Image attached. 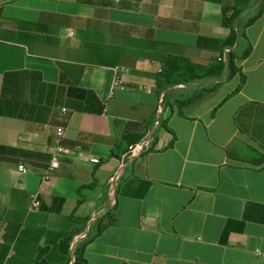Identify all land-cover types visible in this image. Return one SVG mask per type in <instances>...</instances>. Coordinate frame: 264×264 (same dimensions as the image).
I'll return each instance as SVG.
<instances>
[{
  "label": "crops",
  "instance_id": "0c3cea01",
  "mask_svg": "<svg viewBox=\"0 0 264 264\" xmlns=\"http://www.w3.org/2000/svg\"><path fill=\"white\" fill-rule=\"evenodd\" d=\"M241 1L243 16L260 3ZM224 4L236 0H0V264H72L89 234L86 264H264V15L237 45L251 47L239 92L225 72L155 80L170 59L185 74L226 62ZM115 67L130 89L112 92ZM58 127L66 153L43 181Z\"/></svg>",
  "mask_w": 264,
  "mask_h": 264
},
{
  "label": "trees",
  "instance_id": "16d2710c",
  "mask_svg": "<svg viewBox=\"0 0 264 264\" xmlns=\"http://www.w3.org/2000/svg\"><path fill=\"white\" fill-rule=\"evenodd\" d=\"M241 0H236L235 6L223 5L222 6V25L229 30L227 39L223 42V47L228 49L226 62H218L215 66H210L204 70H200L197 66L186 62V71L183 72V67L178 62H172V59L167 60L161 73L155 75L156 85L162 90L167 86H174L178 84H188L194 80L202 78H221L224 72L227 74V78L230 79L234 76L240 77V82L235 90V93L239 92L245 82L246 77L242 72L241 68L236 65V62L244 59L251 51V47L248 46L243 56L238 54V42L241 38L246 39L245 30L252 26L260 17L264 15V0H259V5L256 7L254 13L249 16H243L244 12L248 9L249 5L240 2ZM242 4V6H241ZM172 66L177 69L176 74L172 73ZM202 71V72H201ZM188 74V76H187ZM215 90V87H210L203 89L198 92L196 96L189 98L184 101L179 107L180 109L189 106L193 102L200 100L205 94H209ZM264 162V157L256 158L253 164L260 166ZM115 206H113L105 215L97 222L96 230L97 233H101L106 228L116 224L117 219L113 211ZM78 235L77 229H74L65 237L62 246L68 251V247L75 236ZM93 239V237L88 235V237L83 240L75 249L74 252V264H86V259L84 257V252L87 244ZM37 264H46L44 262H39Z\"/></svg>",
  "mask_w": 264,
  "mask_h": 264
},
{
  "label": "built area",
  "instance_id": "2783aa9c",
  "mask_svg": "<svg viewBox=\"0 0 264 264\" xmlns=\"http://www.w3.org/2000/svg\"><path fill=\"white\" fill-rule=\"evenodd\" d=\"M114 70H115V77L112 83V92L115 89H130L120 76V74L127 73L128 70L125 67H115ZM161 102L162 100H160V103ZM62 111L65 112V110ZM63 138H64V128L58 127L55 133L54 152L52 153L50 158L49 168L45 171L44 175L42 176L43 181H48L50 179L52 173L58 168L59 156L66 153V149L62 145ZM147 143L148 140L146 141L143 140L133 146H130L128 149L129 155L132 157L139 155L140 152L144 151V149L147 146ZM89 162L93 164H99L100 161L98 158L90 156ZM17 170L22 174H27L29 172V170L24 165H18ZM38 196L39 193H35L30 196L31 205L33 209H38L40 207V201L38 200Z\"/></svg>",
  "mask_w": 264,
  "mask_h": 264
},
{
  "label": "water",
  "instance_id": "95a60500",
  "mask_svg": "<svg viewBox=\"0 0 264 264\" xmlns=\"http://www.w3.org/2000/svg\"><path fill=\"white\" fill-rule=\"evenodd\" d=\"M74 262H75V260H74V255H73V257H72V264H74Z\"/></svg>",
  "mask_w": 264,
  "mask_h": 264
}]
</instances>
